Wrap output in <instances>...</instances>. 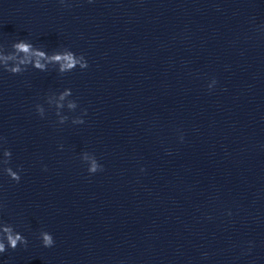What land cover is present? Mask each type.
<instances>
[{"label":"clouds","instance_id":"clouds-1","mask_svg":"<svg viewBox=\"0 0 264 264\" xmlns=\"http://www.w3.org/2000/svg\"><path fill=\"white\" fill-rule=\"evenodd\" d=\"M16 47L19 51H22L25 53L30 51V45H28L26 43H19L16 45ZM36 55L39 57H44L45 53L42 51H38V52H36ZM52 59L55 61H64V63L61 65L62 71L65 69L72 68L77 63V61L73 59L71 54L64 55V56L56 55V56H53ZM35 67L38 69H43L44 65L41 64L39 60H37L35 63ZM11 71L12 72H18V71H20V69L19 68H12ZM6 231H8V230H6ZM7 240H8L9 246L14 250L17 247V242L21 241L22 237L19 234L15 235V236H13L12 234H8ZM43 243H44L45 247H51L54 245V240L49 234L45 233V234H43ZM4 251H5V246L3 243H0V253H3Z\"/></svg>","mask_w":264,"mask_h":264}]
</instances>
